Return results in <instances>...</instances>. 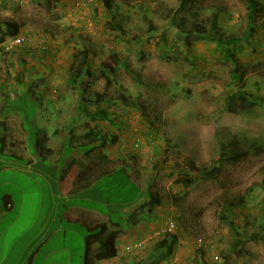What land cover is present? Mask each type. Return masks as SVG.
<instances>
[{"label": "rangeland", "instance_id": "obj_1", "mask_svg": "<svg viewBox=\"0 0 264 264\" xmlns=\"http://www.w3.org/2000/svg\"><path fill=\"white\" fill-rule=\"evenodd\" d=\"M84 1L48 4L47 0H0V25L5 20H15L21 24L20 34L45 36L49 46L40 52L20 48L6 53L0 32V76L8 79L1 82L11 91L10 95L3 93L0 105L8 99L24 108L21 115L27 123L25 130L30 132L26 141L35 142L37 134L30 129L31 121L38 117L41 104L61 101V85H56L60 83L56 77L68 74L76 50L91 51V68L96 75L101 63L115 64L112 58L118 54L121 67L110 83L93 79L91 84L93 92L105 93L111 99L106 105L116 119L115 125L102 120L98 123L111 137L108 146L119 155L120 163L128 161L142 187L159 190L166 201L156 215L141 219L140 224L128 230L129 244L139 246L124 252L126 258L130 256L126 260H130L129 264H151L155 255L158 264H172L174 259L182 264H264V229L256 238L249 234L253 228L258 229L264 200V101L241 113L227 110L228 97L238 88L264 97V15L257 19L258 31L249 37L252 45H244V53L251 57L243 58L246 73L237 83L230 78L233 64L221 58L216 43L191 31L194 23L210 26L217 15L220 33L242 37L248 30L245 0H111V9L104 0ZM184 19L187 43L184 31L179 33L173 23ZM122 61L127 62L133 75ZM55 63L60 66L56 69L58 76H52ZM27 76L36 77V86L30 87ZM22 91L26 94L17 102ZM66 91L63 101H68V108L63 117L71 121L77 115L79 94L70 86ZM89 109L94 111L95 106ZM63 117L60 121L65 122ZM5 130H9L5 125L0 127V138ZM87 130L85 124H70L67 131L73 133L72 145L85 141ZM53 138L57 139L55 135ZM234 139H239L241 147L250 153L229 158L221 173L210 177L208 171L214 160L224 146H232ZM121 143L120 148H113ZM108 146L101 150L107 151ZM10 159L13 158L0 153V202L4 204L7 189L14 192L17 187L20 194L16 196L21 197V202L10 213L14 217L18 214L19 220L6 235L3 233L5 244L12 246L3 253V264H16L23 250L22 240L17 238L27 233L39 207L52 200L49 195L58 194L55 186L51 190V179L46 182L40 174L6 168ZM15 159L25 165L22 159ZM190 161L195 162L197 170L190 167ZM59 174L57 171L53 175L56 183ZM56 197V209L64 211L65 200ZM240 197L246 198L247 204L234 212L243 233L237 244L235 233L220 222L218 215L225 200ZM41 210L40 220L45 219V209ZM198 214L201 216L196 217ZM169 219L176 222L177 240L174 253L161 260L164 252H157L156 245L164 238ZM35 233L32 229L27 235ZM199 238L204 239V244L200 245ZM80 244L74 249L79 250ZM215 254L220 257L218 262H214ZM123 258L117 257L116 264L124 262ZM69 260V264H81L82 257L74 255Z\"/></svg>", "mask_w": 264, "mask_h": 264}, {"label": "trees", "instance_id": "obj_2", "mask_svg": "<svg viewBox=\"0 0 264 264\" xmlns=\"http://www.w3.org/2000/svg\"><path fill=\"white\" fill-rule=\"evenodd\" d=\"M58 1L60 2L61 0H47V3L49 4ZM89 1L90 0H86L84 2L88 3ZM104 1L107 8L111 9L109 4L111 0ZM245 4L248 9V30H246L242 37H236L233 35L225 36L223 33H220L217 28L219 22L217 15L213 16L210 26L205 27L202 23H194L193 30L191 31V33H200L199 37L211 39L216 43L221 58L224 61L231 62L233 64V68L230 72V78L231 81H236L237 83H240L244 79L246 73V63L243 61V58L245 59V57H251V55H246V53H244V45H252L249 43V37L253 36V33L258 31L259 28L257 25V19L264 15V0H245ZM173 23H175L179 33L184 31L183 40L187 43L186 39L188 35H185V33L188 31H186L187 29H184L183 27L184 24L187 23V19H184L181 23L173 20ZM0 32L3 43L7 38L20 34L21 24L15 20H5L0 25ZM252 52L253 51H251V54H253ZM90 54L91 51L89 49L78 48L74 54L68 72V86L74 88L79 94L77 115L73 117L71 121L78 122V120L82 117H85L86 120H90L84 123L88 126V130L83 135L85 141L77 145H72L74 144L72 141L73 138L71 137V134L73 133H70L69 131V139L66 143L67 146L64 154L70 157L76 151H82L86 155L92 152L94 148L103 149L106 147V145L110 142L111 137H109L107 131L101 130L102 126L99 125L98 122L99 120L107 121L112 125H115L116 122V119L112 117V114L110 113L109 105H106V103L110 104L111 99L108 98L105 93L97 91L93 92L91 90V84L93 79H103L106 83H110L111 76L117 73L121 67V64H119V55L115 53L112 58L115 64L106 61L101 63L100 69H98L99 74L96 75L92 72ZM122 63L124 67H126V69L133 75L134 71L130 68L127 62L122 61ZM88 76L92 78L88 79ZM24 94L26 93L22 91L16 101H21ZM33 99L37 100L36 98ZM262 101H264V97L255 96L247 90L245 91L238 88L229 95L227 100V110L234 113H241L260 105ZM5 103L12 107L19 108L20 114L24 109L17 104L13 105L15 102H11L8 99L5 100ZM90 105L95 106L94 111L89 109ZM240 142L241 141H239V139H234V141L231 142L232 146H224L221 149L219 157L214 160V166L208 171V175L210 177L215 178L218 176L221 173L222 166L229 158L248 156L250 153L249 150L243 149ZM104 157L106 158V155ZM76 162L77 159H75L70 165H73ZM116 162V168L110 176L101 175L99 179L95 181V185L88 190L87 193L78 197L79 199L86 201V203H84L86 206L97 209L102 214L107 216V221L88 227L83 239L85 250L81 264H93L96 261L110 260L119 256L117 243L119 239L126 235V230H129L132 226L140 224L141 219H148L150 215H156L158 213V208L166 204V201H164L159 190L153 191L151 187L143 189L128 172L129 169L127 168L126 163L121 164L119 160ZM189 164L190 167L197 170L194 161H190ZM184 170L185 169L183 168V171ZM262 188H264V178L262 180ZM89 195L93 199H88ZM89 200L92 202L94 201V203L98 202L101 207L88 203ZM246 204V198L243 197L236 200H225L218 215L220 222L227 225L235 233L236 243L243 238V233L240 232L239 221L237 220V217H234V212L239 209H243ZM135 206L136 208H134ZM139 213L140 216L138 215ZM200 216V214L196 215V217ZM263 229L264 200L258 222V229L253 228L249 231V234L252 238H256L261 235V231ZM176 240V235L173 233H166L164 238L158 241L156 251L164 252L161 260L174 253ZM236 247V244L232 245L233 249ZM155 257L156 256L154 255L151 264H158Z\"/></svg>", "mask_w": 264, "mask_h": 264}, {"label": "crops", "instance_id": "obj_3", "mask_svg": "<svg viewBox=\"0 0 264 264\" xmlns=\"http://www.w3.org/2000/svg\"><path fill=\"white\" fill-rule=\"evenodd\" d=\"M25 58L28 57L25 56ZM20 62L25 63L23 60H20ZM53 66L55 70L52 76H58L59 72H57L56 69H59L60 66L58 63H55ZM59 71L61 72V70ZM49 74L50 72H47L45 75L48 76ZM61 77H64V79ZM56 79L60 81V83H56V85H61L59 89L61 101L41 104L38 117L35 115L36 117L31 121L33 125L30 129L37 134L35 142L30 140L26 141L30 138V132L29 130H25L27 123L20 114V109L7 105L4 101L3 104L0 105V127L5 125V127L9 129L8 131L5 130L6 132H4L3 136L0 138L2 143L0 153L1 155H8L10 158H13L4 166L8 169L40 174L44 176L46 182L48 179H51V190L53 191L55 186L56 189H54L58 192V194L54 195L53 193L49 195L52 200L47 205L43 204L39 207L37 214L34 213L36 218L33 220L32 224L27 227V233H20L17 238L22 240L23 250L17 256L16 264H23V260H26L25 264H69V257H73L74 255L83 257L85 250L83 239L88 227L105 222L107 219V216L102 214L99 210L88 206L87 209L83 207V205H85V200L82 199L80 201L78 197L87 193V191L95 185V181L99 179L101 175L110 176L116 168V161L119 159V155L117 153H112V148L108 146L111 142L106 145L108 146L107 151L94 148L91 153L86 155L82 151L74 152V155H71V157L64 154L66 151V143L69 139V132L67 131L69 125L74 124L76 126H81L90 120H86L85 117H82L78 122L74 123L73 121H69L68 118L63 117V112L67 113L68 108L66 107L68 101H63V98L68 94L66 91L68 87V74H62L60 77H56ZM1 80L8 82V79L4 80V78L0 76V97L3 96V93L5 95H10V88L6 90ZM25 80H28L31 86H36L35 76H27ZM13 82H15V80H13ZM9 86H11V84ZM58 112L61 113L60 116L57 115ZM62 117L65 122L60 121ZM39 118L41 120L37 122L36 119ZM54 127L56 128L55 130ZM63 131L67 133L63 135ZM54 135L57 139H60V141L54 139ZM122 143L113 145V148H120ZM56 146H58V149H55ZM76 153L79 155L77 156ZM105 155L106 158L104 157ZM15 158L22 159L25 165H19ZM75 158L77 162L70 165ZM124 163H126L129 169L128 172L131 174L132 178L142 187L140 180L136 179L134 176V170L129 167V162L124 159L121 164ZM57 171L60 173L59 183L54 182L53 178L54 173ZM16 193L20 194L18 187L14 192L7 189L3 195V199L5 200L4 204L2 201L0 202V232L2 233L0 234V264L4 263L3 253L5 250L12 247L5 244V236L3 233L5 232L6 235L7 230L17 219L19 220L18 214H16V217H14L13 214L10 215L16 208H19L21 202V197L19 199ZM58 195L60 199H64L66 202L63 204L64 211L61 212L56 209V196ZM88 199L93 198L89 195ZM90 202L101 207L98 202L94 203V201L92 202L89 200L88 203ZM58 205L60 206V204ZM41 208L45 209V219L40 220ZM134 208H136V206ZM32 229H35L36 233L30 237L27 234H29ZM126 231V235L119 239L117 243L119 251V256L117 257L123 256L125 264H129L130 260L127 261L126 259H130V256L126 258V255H124L126 246L130 245L128 242V230ZM79 242L81 243L79 250L74 249V246L76 244L78 246ZM117 257L110 260L96 261L93 264H116ZM124 262L122 261L120 264H124ZM75 264L80 263L77 261Z\"/></svg>", "mask_w": 264, "mask_h": 264}, {"label": "built area", "instance_id": "obj_4", "mask_svg": "<svg viewBox=\"0 0 264 264\" xmlns=\"http://www.w3.org/2000/svg\"><path fill=\"white\" fill-rule=\"evenodd\" d=\"M2 47L4 49L5 52H11L20 48H31L34 51H44L47 50L49 48L48 46V41L47 38L45 36H39V38H37L36 36L33 35H25V34H18L16 36H12L7 38L3 43H2ZM176 222L174 219H169L167 224H166V229H165V234L166 233H175L176 229ZM198 242L200 243V245L204 244V239L199 238ZM142 244V243H141ZM135 246H139L135 245ZM135 246L133 245H129L126 246V251L131 252ZM220 259L218 254L214 255V262H218V260ZM172 264H182L181 261L179 259H174L172 261Z\"/></svg>", "mask_w": 264, "mask_h": 264}]
</instances>
